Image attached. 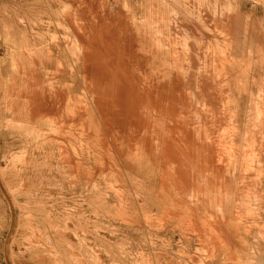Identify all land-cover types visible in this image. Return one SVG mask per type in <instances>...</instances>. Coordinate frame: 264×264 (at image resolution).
Returning a JSON list of instances; mask_svg holds the SVG:
<instances>
[{"label":"rangeland","instance_id":"obj_1","mask_svg":"<svg viewBox=\"0 0 264 264\" xmlns=\"http://www.w3.org/2000/svg\"><path fill=\"white\" fill-rule=\"evenodd\" d=\"M0 264H264V0H0Z\"/></svg>","mask_w":264,"mask_h":264},{"label":"bare ground","instance_id":"obj_2","mask_svg":"<svg viewBox=\"0 0 264 264\" xmlns=\"http://www.w3.org/2000/svg\"><path fill=\"white\" fill-rule=\"evenodd\" d=\"M85 16V15H84ZM93 48V47H92ZM121 53V52H120ZM112 78V77H111ZM123 82V81H122ZM127 90V89H126ZM112 91V90H111ZM118 95V94H117ZM201 148V147H200Z\"/></svg>","mask_w":264,"mask_h":264}]
</instances>
